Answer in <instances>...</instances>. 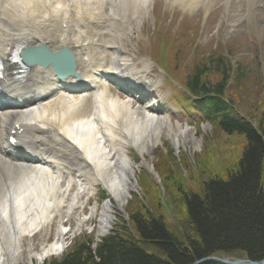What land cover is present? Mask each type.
Returning <instances> with one entry per match:
<instances>
[{"label":"bare ground","instance_id":"6f19581e","mask_svg":"<svg viewBox=\"0 0 264 264\" xmlns=\"http://www.w3.org/2000/svg\"><path fill=\"white\" fill-rule=\"evenodd\" d=\"M35 1L0 0V32L8 29L14 45L16 41L29 42L30 40L26 39L28 35L40 32H43L45 37L38 36L36 41L45 43L48 37L57 39L66 27L68 31L83 26L86 21L89 22L90 20L85 18L86 13L101 8L107 0H91L90 4L87 0H69L67 5L70 8L63 10L61 9L64 3L61 0H41L42 5L34 4ZM147 1L115 0L121 8L131 7L126 29L114 26L112 32L107 34V29L101 21L102 11L91 20L110 38L103 40L109 43L112 49L108 54L109 66L143 83H147L143 76H135L132 73L129 53L125 51L121 41L126 40L124 36L130 32L131 27L141 23L140 8H144V13ZM175 1L180 6L183 4L184 8L193 9L197 2L203 5L206 0ZM248 1L254 5L264 3V0H254V3L253 0ZM74 2L79 3V6L76 7ZM74 11L77 13L73 14ZM133 16L136 17L134 23L131 21ZM255 21L259 35L262 36L264 13L256 14ZM88 40L86 37L84 42ZM102 60L100 58L98 62ZM48 76L44 80L52 78ZM36 83L37 81L33 86ZM155 103L157 102L147 106V110L132 109L122 100L110 99L107 95L102 96L98 93L93 99L73 95L52 103L49 101L44 105L43 115L48 119H58V128L63 131L61 137L64 139L59 138L62 140L61 145L53 153L56 159L50 158L52 164L47 165L45 171L35 168L19 171V168L14 167L12 179L0 178V264H14V256L22 246L21 238L34 235L45 226H49L52 217L60 214L64 208L69 211L71 204L78 199L77 191L70 195V185L63 187L58 183V175H66L69 178L72 170L81 171L82 175H86L90 180L99 181L117 207L121 208L137 186L132 166L134 162L127 150L129 146L133 147L141 158L137 166L151 168L146 163L145 154L150 153L163 134L175 147L185 143L194 144L193 128L173 124L166 112ZM18 117L16 110L0 112V125L3 126L8 119L13 123ZM10 169H3V172L9 175ZM14 172L22 179L18 180ZM110 202L109 200V203H103L100 208L96 227L98 233L107 230L112 222ZM63 246L64 241L57 237L50 242L40 243L38 248L34 247V243L27 244L24 251L29 263L32 260L40 262L46 255L56 253Z\"/></svg>","mask_w":264,"mask_h":264},{"label":"trees","instance_id":"16d2710c","mask_svg":"<svg viewBox=\"0 0 264 264\" xmlns=\"http://www.w3.org/2000/svg\"><path fill=\"white\" fill-rule=\"evenodd\" d=\"M213 65L212 72H208L210 67H197L188 80L194 81V89L208 95L206 100L215 107V115L218 111L223 114L222 130L241 137L231 170L224 177L200 179L191 190L177 172L161 167L165 192L161 184L159 188L152 181L140 199L129 200L127 219L118 214L112 229L99 241L94 243L92 235L81 233L60 256L43 264H191L209 255L251 260L264 257V107L256 115L248 114L256 118V128L248 116L236 117L238 120L229 117L230 110L218 97L225 91L230 71L221 56ZM219 74L220 83L207 84L210 76ZM164 195L171 199L165 202ZM172 206L179 212L177 220L172 217ZM148 247L155 252L150 253Z\"/></svg>","mask_w":264,"mask_h":264},{"label":"rangeland","instance_id":"374dc122","mask_svg":"<svg viewBox=\"0 0 264 264\" xmlns=\"http://www.w3.org/2000/svg\"><path fill=\"white\" fill-rule=\"evenodd\" d=\"M222 0H217L215 8H221ZM239 3H245L242 0H232V10H234ZM245 5L242 10H245ZM170 9V13L173 11L168 5ZM214 8V9H215ZM201 7L191 9H183L180 8L178 5L175 4V13L180 14V17L183 18L177 19V16L174 19V24L179 25V30H184V26L188 22L191 27H189L188 33L194 30L196 20H198V16L200 13ZM239 12L242 10L238 9ZM245 14V12H242ZM240 16V15H239ZM209 24L206 25L205 30L202 32L200 37L198 38L205 47L200 48V51L203 52V55H208L210 48L213 47V43L218 42L224 43L225 47L227 46L228 49L233 48L236 50L237 54L233 57L235 60L238 57L245 56L246 58L243 60L244 71L241 75V78L237 83L232 81V79L228 80V85L230 83L232 85L228 88V95L235 100V103L241 109L242 112H246L250 115H256L258 112H261V108L264 107V33L262 36L258 37L260 44L257 41V28L254 26V22L249 21L248 19H243L242 21H237V18H231V20L224 21V24L221 25L219 29L216 28V21L219 22V12L212 13V17L210 18ZM239 23V25L235 26L231 32H228L226 25L230 23V21ZM156 22V28L166 24L169 22L167 17H158L156 21L153 20L152 16L148 19L143 21V25L138 27L137 35L141 41L137 43L134 39L129 41L127 44L129 52L132 53L134 50L137 53H149L150 49L152 54H154L153 47L145 48L146 45L150 44L151 42L148 39V34H151L154 31V23ZM234 22V23H235ZM243 23V24H242ZM245 24V25H244ZM181 31H178V33ZM236 37V40L233 39ZM184 37H182L183 39ZM161 39L158 35L156 36V40ZM232 40H234V45L232 44ZM228 41V42H227ZM163 42V41H158ZM169 44V43H168ZM170 45V44H169ZM155 49V48H154ZM189 53V52H188ZM242 66V65H241ZM260 77V79H259ZM211 80L216 81L219 76L209 77ZM257 108V109H255ZM260 108V109H259ZM259 110V111H258ZM255 118V117H254ZM256 119V118H255ZM172 121L175 120L172 118ZM185 118L181 119V123L184 125ZM195 142L194 144L185 143L183 145L175 147L173 144L170 143L168 138L163 134L161 136L160 141L157 143V146L152 148L150 153L145 154L146 163L151 168H147L146 170L151 174V176L146 172L144 166H137L139 162H141V158L137 152L134 151L132 148H128L130 152V157L133 160L132 166L134 167L135 171V180L136 185L135 191H133L122 205V210L124 211L126 205L129 203V200L132 197H136L140 199L142 194L144 195L145 189H150L151 182L154 185L156 184L158 187L163 189L165 192V186L161 183L160 178V168L167 167V169L172 170V174L183 177L189 183L187 184V188L194 190L199 180H205L212 176H222L224 177L227 172L231 170V166L233 165V161H235L238 148L241 144V137L234 134V135H226L223 134L221 131L215 129V127L211 128L210 123H201L199 126L195 128ZM164 143L168 146L171 150V153L165 155L163 151H161L160 145ZM164 148L166 146L164 145ZM159 187V188H160ZM72 190L71 192L73 193ZM97 190H94L96 192ZM92 195V194H91ZM89 196V195H88ZM96 196V194H95ZM94 196V197H95ZM163 197V194H162ZM161 198V197H160ZM83 200V195L81 196ZM166 202L168 198L167 195H164L163 198ZM86 200V199H84ZM83 200V201H84ZM103 202H95L93 198H89L88 201L82 202H75V206H82L79 211L75 214L79 217H85V221L81 223V226H78L76 223L77 221L74 217V214L69 216L67 212L61 213V221L63 220V228L69 230L67 234L63 237L65 239V243L67 244L69 239L76 233H78L81 229L86 230L87 232L93 233L91 234L92 237H95V230L98 225L99 221V212ZM147 205L150 206V201L146 202ZM145 204V205H146ZM112 222L110 226L114 224L116 221V215L119 213V209L116 208V204L112 203ZM93 207L95 212L93 213L90 209ZM171 207V204H170ZM172 210L175 211L172 217L179 218V212L177 208L172 206ZM91 216V218H90ZM172 220V219H170ZM57 223V222H56ZM70 226H69V224ZM83 226V227H82ZM46 228V227H45ZM45 228L43 230H45ZM60 228V225H55V221L51 222L48 228V234H37L31 238L24 239L23 243L32 242L34 243V247L41 241L47 239V242L52 241V239L56 236V230ZM110 228V227H109ZM55 229V230H54ZM110 229L107 230V232ZM104 235V233H102ZM23 240V239H22ZM25 247L23 245L22 251H20L16 255L17 263L16 264H30L27 261L26 254L24 251ZM147 250L150 253L155 252L153 247H148ZM36 260H32L31 264H41L36 263Z\"/></svg>","mask_w":264,"mask_h":264},{"label":"water","instance_id":"95a60500","mask_svg":"<svg viewBox=\"0 0 264 264\" xmlns=\"http://www.w3.org/2000/svg\"><path fill=\"white\" fill-rule=\"evenodd\" d=\"M206 261H215V262H220L223 264H264V258L260 260H251L249 258H227V257H219V256H203L201 258H198L194 260L191 264H200L202 262Z\"/></svg>","mask_w":264,"mask_h":264}]
</instances>
